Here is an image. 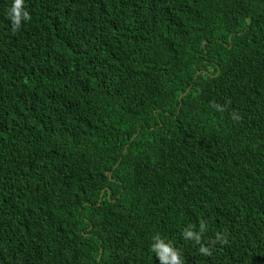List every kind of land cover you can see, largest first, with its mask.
<instances>
[{"label": "trees", "instance_id": "16d2710c", "mask_svg": "<svg viewBox=\"0 0 264 264\" xmlns=\"http://www.w3.org/2000/svg\"><path fill=\"white\" fill-rule=\"evenodd\" d=\"M11 5L0 264H264V0Z\"/></svg>", "mask_w": 264, "mask_h": 264}, {"label": "clouds", "instance_id": "9594fccd", "mask_svg": "<svg viewBox=\"0 0 264 264\" xmlns=\"http://www.w3.org/2000/svg\"><path fill=\"white\" fill-rule=\"evenodd\" d=\"M173 4L175 5H183L187 3H191L192 0H171ZM21 6H22V0H12V5L10 9V18L13 22L14 26H18L21 20ZM23 19L27 20L29 18L28 13L24 11L22 13ZM145 52L150 53V54H155L158 51H155L151 48V46H144L142 48ZM2 116H0L1 118ZM172 261L173 264H176V257L173 255L172 256Z\"/></svg>", "mask_w": 264, "mask_h": 264}, {"label": "bare ground", "instance_id": "6f19581e", "mask_svg": "<svg viewBox=\"0 0 264 264\" xmlns=\"http://www.w3.org/2000/svg\"><path fill=\"white\" fill-rule=\"evenodd\" d=\"M11 264H13V263H11Z\"/></svg>", "mask_w": 264, "mask_h": 264}]
</instances>
